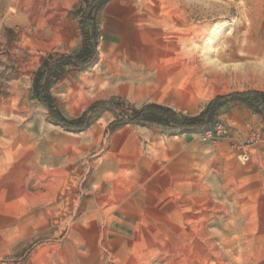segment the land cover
<instances>
[{
	"label": "rangeland",
	"instance_id": "374dc122",
	"mask_svg": "<svg viewBox=\"0 0 264 264\" xmlns=\"http://www.w3.org/2000/svg\"><path fill=\"white\" fill-rule=\"evenodd\" d=\"M45 62L54 109L87 128L35 95ZM247 90L264 92V0H0V264H264V115L229 98ZM218 97L201 131L122 121Z\"/></svg>",
	"mask_w": 264,
	"mask_h": 264
},
{
	"label": "trees",
	"instance_id": "16d2710c",
	"mask_svg": "<svg viewBox=\"0 0 264 264\" xmlns=\"http://www.w3.org/2000/svg\"><path fill=\"white\" fill-rule=\"evenodd\" d=\"M88 9L81 15V29L83 35V49L76 55L69 56V60L74 64L85 66L92 62L97 56V27L95 17L92 11V3L88 5ZM89 24L91 27L89 28ZM55 64H58L56 62ZM53 67L49 62H45L37 71L34 80L35 95L41 98L42 102L46 104L55 122L67 129H85L91 122L82 115L73 120L65 118L59 111L55 110L50 97L48 89L51 86V77L48 75ZM234 101H239L247 105L256 113L264 115V92L261 90H247L243 92H236L229 96ZM224 97H218L216 101L211 102L198 115H184L177 112L172 107L159 104L148 103L140 108L132 109L122 116V121L125 123L134 124H158L166 127L180 128L189 132L201 131L210 127L217 116V106L215 102L223 100ZM96 106L111 108L108 101H100Z\"/></svg>",
	"mask_w": 264,
	"mask_h": 264
}]
</instances>
